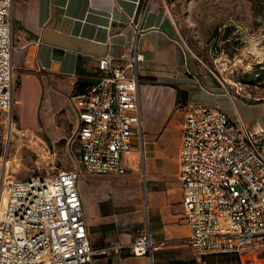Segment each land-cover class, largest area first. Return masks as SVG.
I'll list each match as a JSON object with an SVG mask.
<instances>
[{
  "label": "crops",
  "instance_id": "0c3cea01",
  "mask_svg": "<svg viewBox=\"0 0 264 264\" xmlns=\"http://www.w3.org/2000/svg\"><path fill=\"white\" fill-rule=\"evenodd\" d=\"M11 13L18 32L14 46L19 37L41 43L15 47L11 54L20 124L28 118L25 125L34 129L40 121L55 138L63 139L70 127L73 136L77 116L69 97L77 81L87 83L81 93L95 83L98 57L129 55L135 38L142 58L137 63V70L140 64L145 69L137 71L141 149L123 155L121 175H88L89 197L77 184L91 246H122L93 264H199L186 242L189 228L177 178L184 112L190 106L214 107L249 129L264 128V93L227 96L216 78L189 74L198 66L186 62L165 0H12ZM113 63L121 66L123 60ZM119 182L122 207L113 197ZM146 230L154 241L151 257L132 255L128 246ZM253 253L264 261V251Z\"/></svg>",
  "mask_w": 264,
  "mask_h": 264
},
{
  "label": "built area",
  "instance_id": "2783aa9c",
  "mask_svg": "<svg viewBox=\"0 0 264 264\" xmlns=\"http://www.w3.org/2000/svg\"><path fill=\"white\" fill-rule=\"evenodd\" d=\"M11 9L12 0H0V122H7L13 105V49L41 44L19 37L14 46L18 32ZM130 48L127 56L98 57L95 83L69 97L77 116V164L87 175H121L123 155L141 149L137 63L142 58L135 38ZM115 60L123 65H114ZM6 130L8 140L15 131L25 135L11 122ZM177 160L186 242L195 261L264 251V128L249 129L214 107L190 106L183 115ZM77 178L78 171L61 169L6 183L3 175L0 264H93L96 256L122 248L116 242L91 246ZM153 246L146 230L128 249L150 258Z\"/></svg>",
  "mask_w": 264,
  "mask_h": 264
},
{
  "label": "rangeland",
  "instance_id": "374dc122",
  "mask_svg": "<svg viewBox=\"0 0 264 264\" xmlns=\"http://www.w3.org/2000/svg\"><path fill=\"white\" fill-rule=\"evenodd\" d=\"M165 1L175 27V38L186 62L198 66L197 71L188 70L189 74L214 77L218 80L214 81L216 85L221 88V83L230 94L238 91L239 95L257 98L264 93V0ZM137 71L139 75L145 73L144 66L138 65ZM12 87L10 116L7 122L4 119L0 122V196L3 175L6 183L11 179L47 176L54 170L73 169L78 171L77 184L81 192L89 197L92 182L77 164L71 127L70 133L60 139L46 131L40 121L34 129L25 125L28 118L20 124L15 85ZM8 122L17 131H24L25 135L20 136L15 131L8 140ZM116 186L118 190L113 192V197L118 207H122L120 182ZM238 259L240 264H264V261H259L262 260L261 253H248L238 256Z\"/></svg>",
  "mask_w": 264,
  "mask_h": 264
},
{
  "label": "trees",
  "instance_id": "16d2710c",
  "mask_svg": "<svg viewBox=\"0 0 264 264\" xmlns=\"http://www.w3.org/2000/svg\"><path fill=\"white\" fill-rule=\"evenodd\" d=\"M86 86H87L86 82L77 81L74 84L73 93L80 94ZM181 96H182V92L178 90L176 96L177 104L183 102ZM100 256H96V257H100ZM234 262L235 264H240L237 253H221V254H213V255L205 256L200 264H229Z\"/></svg>",
  "mask_w": 264,
  "mask_h": 264
},
{
  "label": "bare ground",
  "instance_id": "6f19581e",
  "mask_svg": "<svg viewBox=\"0 0 264 264\" xmlns=\"http://www.w3.org/2000/svg\"><path fill=\"white\" fill-rule=\"evenodd\" d=\"M5 165V164H4ZM3 200V199H2Z\"/></svg>",
  "mask_w": 264,
  "mask_h": 264
}]
</instances>
